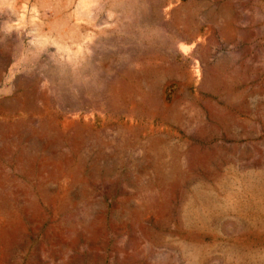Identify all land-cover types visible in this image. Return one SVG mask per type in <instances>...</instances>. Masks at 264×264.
Listing matches in <instances>:
<instances>
[{
    "label": "rangeland",
    "instance_id": "rangeland-1",
    "mask_svg": "<svg viewBox=\"0 0 264 264\" xmlns=\"http://www.w3.org/2000/svg\"><path fill=\"white\" fill-rule=\"evenodd\" d=\"M0 125V264H264V0H0Z\"/></svg>",
    "mask_w": 264,
    "mask_h": 264
},
{
    "label": "bare ground",
    "instance_id": "bare-ground-1",
    "mask_svg": "<svg viewBox=\"0 0 264 264\" xmlns=\"http://www.w3.org/2000/svg\"><path fill=\"white\" fill-rule=\"evenodd\" d=\"M190 46H192V45H190ZM190 48H191V47H190ZM140 72L148 73V71H146L145 69L141 70ZM124 85H125V83H124ZM124 85L122 86L123 89H125ZM11 106H13V104H11ZM14 106H15V105H14ZM172 114H173V115L176 114V115H174V116H177V115H178L176 112H173ZM0 129H1V130H4V129H9V128L0 125ZM51 129H52L51 127L47 126V128H45V130H46L45 132H46V133H51ZM83 133H85V131H84L81 127H79V126L76 125V126H74V127L72 128V131H71L70 137H71L72 139H76V138H78L80 135H82ZM62 138H63V137H62ZM158 143H159L158 140H153V141H151L149 147H150L151 149H154V148H156V146H157ZM160 180H161L162 182H164V181L166 180V178H165L164 176L160 175ZM3 205H5V204H3Z\"/></svg>",
    "mask_w": 264,
    "mask_h": 264
},
{
    "label": "water",
    "instance_id": "water-1",
    "mask_svg": "<svg viewBox=\"0 0 264 264\" xmlns=\"http://www.w3.org/2000/svg\"><path fill=\"white\" fill-rule=\"evenodd\" d=\"M183 6H184V4H179V5L175 6V7L170 11L171 15H172V16H175V15L177 14L178 10H180ZM190 39H191V40H196V39H197V35H192ZM203 47H204V45H203L202 43H197V49H198V48H203ZM205 81H206V78L203 79V83H204Z\"/></svg>",
    "mask_w": 264,
    "mask_h": 264
}]
</instances>
